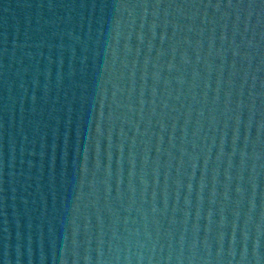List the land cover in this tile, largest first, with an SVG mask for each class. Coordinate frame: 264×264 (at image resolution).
Listing matches in <instances>:
<instances>
[{
  "label": "water",
  "instance_id": "95a60500",
  "mask_svg": "<svg viewBox=\"0 0 264 264\" xmlns=\"http://www.w3.org/2000/svg\"><path fill=\"white\" fill-rule=\"evenodd\" d=\"M0 264H264V98L161 0H0Z\"/></svg>",
  "mask_w": 264,
  "mask_h": 264
}]
</instances>
